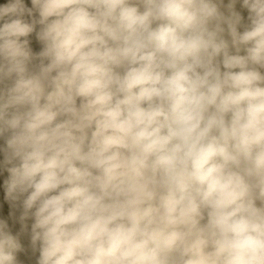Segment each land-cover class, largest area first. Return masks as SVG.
<instances>
[{
  "label": "clouds",
  "instance_id": "9594fccd",
  "mask_svg": "<svg viewBox=\"0 0 264 264\" xmlns=\"http://www.w3.org/2000/svg\"><path fill=\"white\" fill-rule=\"evenodd\" d=\"M0 264H264V0L0 5Z\"/></svg>",
  "mask_w": 264,
  "mask_h": 264
},
{
  "label": "trees",
  "instance_id": "16d2710c",
  "mask_svg": "<svg viewBox=\"0 0 264 264\" xmlns=\"http://www.w3.org/2000/svg\"><path fill=\"white\" fill-rule=\"evenodd\" d=\"M7 0H0V5L5 4Z\"/></svg>",
  "mask_w": 264,
  "mask_h": 264
}]
</instances>
